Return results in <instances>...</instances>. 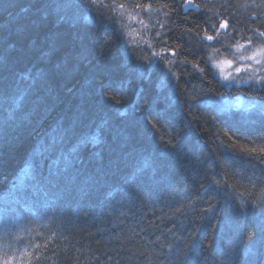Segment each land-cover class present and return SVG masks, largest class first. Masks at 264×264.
Returning <instances> with one entry per match:
<instances>
[{"label": "trees", "instance_id": "16d2710c", "mask_svg": "<svg viewBox=\"0 0 264 264\" xmlns=\"http://www.w3.org/2000/svg\"><path fill=\"white\" fill-rule=\"evenodd\" d=\"M0 0V264H264V113H221L205 38L258 0ZM193 8H186V3ZM179 68L138 69L123 10Z\"/></svg>", "mask_w": 264, "mask_h": 264}, {"label": "rangeland", "instance_id": "374dc122", "mask_svg": "<svg viewBox=\"0 0 264 264\" xmlns=\"http://www.w3.org/2000/svg\"><path fill=\"white\" fill-rule=\"evenodd\" d=\"M258 1L264 4V0ZM84 2L91 6L103 5L104 1L84 0ZM187 4L188 9L193 8L192 3ZM121 16L124 19L126 47L129 50H136L140 58L138 69L150 74L154 69L161 68L163 80L170 78L174 70L179 68V64L173 54L164 52L159 46V39L165 25L164 15L161 12L134 10L127 7ZM231 30H228V26L226 28L220 26L212 36L213 40L209 41L207 37L204 39L209 66L215 79L227 91L262 89L264 87V57L260 58L259 64L249 57L264 47V44H261L264 37L252 31L233 33ZM216 105L217 109L225 114L243 113L255 109L264 113L263 105L246 99L242 95L222 98L216 102Z\"/></svg>", "mask_w": 264, "mask_h": 264}, {"label": "snow or ice", "instance_id": "6c2138e0", "mask_svg": "<svg viewBox=\"0 0 264 264\" xmlns=\"http://www.w3.org/2000/svg\"><path fill=\"white\" fill-rule=\"evenodd\" d=\"M222 28H226L227 25L226 24H222L221 25ZM260 36L261 37H264V32H261L260 33ZM207 39L209 41L213 40V37L212 36H208ZM261 44H264V41H261ZM173 55H175V53L173 52L172 53ZM261 57H264V47L260 48L259 52H254L250 57L249 59L255 61L257 64L261 63Z\"/></svg>", "mask_w": 264, "mask_h": 264}, {"label": "water", "instance_id": "95a60500", "mask_svg": "<svg viewBox=\"0 0 264 264\" xmlns=\"http://www.w3.org/2000/svg\"><path fill=\"white\" fill-rule=\"evenodd\" d=\"M187 6H189L188 4L186 5V8H187Z\"/></svg>", "mask_w": 264, "mask_h": 264}]
</instances>
